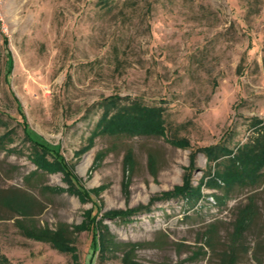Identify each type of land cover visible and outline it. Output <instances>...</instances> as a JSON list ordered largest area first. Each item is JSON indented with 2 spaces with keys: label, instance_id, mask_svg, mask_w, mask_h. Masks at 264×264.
Returning a JSON list of instances; mask_svg holds the SVG:
<instances>
[{
  "label": "rangeland",
  "instance_id": "374dc122",
  "mask_svg": "<svg viewBox=\"0 0 264 264\" xmlns=\"http://www.w3.org/2000/svg\"><path fill=\"white\" fill-rule=\"evenodd\" d=\"M134 102L157 108L159 131H95ZM254 118L264 122V0H0V189L26 190L38 206L30 218L0 206V264H221L238 211L254 202L236 264H264V167L225 196L205 184L214 162L200 151L250 140ZM28 136L90 197L38 168ZM184 177L204 197L157 198ZM143 205L128 221L103 217ZM90 215L103 217L110 249L93 252Z\"/></svg>",
  "mask_w": 264,
  "mask_h": 264
},
{
  "label": "trees",
  "instance_id": "16d2710c",
  "mask_svg": "<svg viewBox=\"0 0 264 264\" xmlns=\"http://www.w3.org/2000/svg\"><path fill=\"white\" fill-rule=\"evenodd\" d=\"M115 101L116 100L110 99L104 103V111L108 112L111 107L115 106ZM110 119L111 123L107 124ZM161 120L162 118L160 112L157 111V108L134 102L117 109L109 118L103 115L98 122L96 127L97 130L95 131L107 130L108 128L106 127L109 125L116 130L129 133L146 132L149 130L159 131L162 128ZM0 124H4L2 119H0ZM252 125L255 129L253 136L250 140L239 144L235 149H231L224 144H216L214 146L203 147L200 150L206 155L208 160L214 162L212 166L213 170H208V179L205 181V184L209 188H218L223 195L228 196L229 194L227 193L231 191L234 186H244L251 183L254 184L258 177L261 176V170L264 167V122L261 119L254 118L252 120ZM28 138L41 149L36 153V156L33 157L38 168L51 172L56 170L61 171L74 193L80 198H86V196L90 197L89 192L82 188L81 182L66 165L58 152L30 136H28ZM47 155L51 157V160L46 158ZM212 195L217 199L215 193ZM173 197H182L185 201L192 202L197 201L204 196L201 194L200 187L191 186L190 180L184 177L182 184L176 185L171 192H164L157 198L160 200L171 199ZM153 201L154 199L152 198L150 202ZM0 206L22 218L32 217L34 211L38 207L37 201L32 194L16 187L0 189ZM141 209L147 210L149 208L148 206L143 205L126 210H111L106 212L103 217L109 219L119 218L123 221H128L130 220L131 215ZM256 211L255 202L254 204L251 203V206L245 211H238L234 221L233 231H231L232 242H235L230 247L228 246L227 250L222 251L219 254L218 260H220L221 264H236L238 255L237 246H239L238 241L243 237L245 230H247L254 222ZM103 217H100L98 220H96V216L94 215L88 217L89 223L86 225V228L92 232L93 252H95V250L101 251L102 248L108 250L115 245V241L110 237V233L106 229L107 226L102 223ZM22 228L23 231L31 235L30 232H32V226L26 227L23 225ZM216 231L215 225H210L206 237V245L212 250L214 247V234ZM32 234L38 238L48 239L60 246L63 245L66 249L65 251L71 249L68 246L69 239L64 237L60 238L61 236H59V233L35 230ZM58 238L62 240H59L58 242Z\"/></svg>",
  "mask_w": 264,
  "mask_h": 264
}]
</instances>
